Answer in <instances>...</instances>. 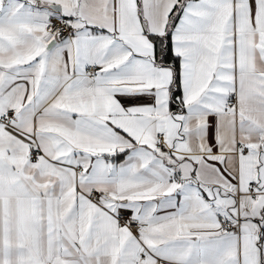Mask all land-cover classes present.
<instances>
[{"label":"snow or ice","instance_id":"6c2138e0","mask_svg":"<svg viewBox=\"0 0 264 264\" xmlns=\"http://www.w3.org/2000/svg\"><path fill=\"white\" fill-rule=\"evenodd\" d=\"M0 264H264V0H0Z\"/></svg>","mask_w":264,"mask_h":264}]
</instances>
